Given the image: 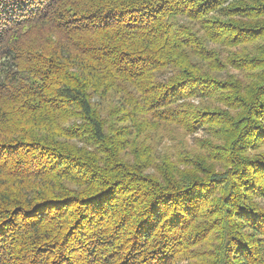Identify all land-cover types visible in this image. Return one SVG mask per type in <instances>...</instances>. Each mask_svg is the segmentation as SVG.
Here are the masks:
<instances>
[{
	"label": "trees",
	"instance_id": "16d2710c",
	"mask_svg": "<svg viewBox=\"0 0 264 264\" xmlns=\"http://www.w3.org/2000/svg\"><path fill=\"white\" fill-rule=\"evenodd\" d=\"M0 264H264V0H0Z\"/></svg>",
	"mask_w": 264,
	"mask_h": 264
},
{
	"label": "rangeland",
	"instance_id": "374dc122",
	"mask_svg": "<svg viewBox=\"0 0 264 264\" xmlns=\"http://www.w3.org/2000/svg\"><path fill=\"white\" fill-rule=\"evenodd\" d=\"M204 135H205V134L203 133V131H202V130H199L197 133H194L193 135H189V137H188V141H189V142H192L194 136H204ZM164 141H165V140H164ZM164 141L162 142V144H160V145L158 146V149H162V146L164 145Z\"/></svg>",
	"mask_w": 264,
	"mask_h": 264
}]
</instances>
